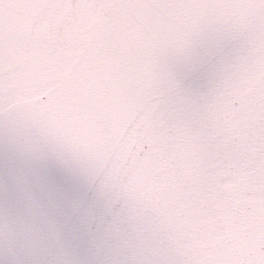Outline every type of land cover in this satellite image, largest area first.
I'll return each instance as SVG.
<instances>
[{"label":"snow or ice","instance_id":"snow-or-ice-1","mask_svg":"<svg viewBox=\"0 0 264 264\" xmlns=\"http://www.w3.org/2000/svg\"><path fill=\"white\" fill-rule=\"evenodd\" d=\"M215 24L244 48L195 99L165 61ZM0 125L96 189L107 264H264V0H0ZM31 208L25 247L70 264Z\"/></svg>","mask_w":264,"mask_h":264},{"label":"water","instance_id":"water-1","mask_svg":"<svg viewBox=\"0 0 264 264\" xmlns=\"http://www.w3.org/2000/svg\"><path fill=\"white\" fill-rule=\"evenodd\" d=\"M243 48V41L215 24L186 55L173 53L165 63L179 88L199 99L231 74ZM40 149L33 154L13 144L0 125V264H57L46 246L29 250L20 238L24 224L36 219L31 201L56 225L70 264H107L108 250H101L105 203L84 176L57 159L54 143L43 142Z\"/></svg>","mask_w":264,"mask_h":264}]
</instances>
